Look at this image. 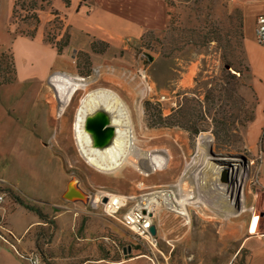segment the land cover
<instances>
[{
  "label": "rangeland",
  "instance_id": "1",
  "mask_svg": "<svg viewBox=\"0 0 264 264\" xmlns=\"http://www.w3.org/2000/svg\"><path fill=\"white\" fill-rule=\"evenodd\" d=\"M13 1L0 0V194L9 195L5 190L9 184L19 198H34L35 204L31 205L42 212L39 217L47 215L51 222L48 224L52 227L50 237L54 234L58 237L64 229H70L76 240L80 234L76 232V226L85 222L96 228L93 233L95 258H63L54 262L51 259L50 264H81L84 261V264H152L149 257L169 264V258H173L172 244H183L187 234L178 235L168 244V229L173 220L181 225L188 224L190 233L196 238L211 232V224L224 225L244 217H252L253 224L264 222V163H260L263 141L250 145L247 140L257 97L246 72L238 0H165L168 23L164 29L146 31L137 42L127 41L120 47L92 40L88 51L67 47L69 35L65 18L51 4L54 0H15L17 4L12 11ZM28 33L42 34V43L47 49H53L51 54L48 50L46 56L49 67L44 77L35 70L38 65L44 64L38 53L15 40L17 36ZM12 47L17 53L21 52L18 64L27 75L17 76ZM53 52L58 56L55 66L51 67ZM62 62H67L68 66ZM226 64L228 68H225ZM31 65L34 66L32 70ZM54 72H66L82 78L86 89L75 90L67 104L62 105L56 88L50 82ZM8 79L11 81L3 84ZM102 87L121 91L133 102L142 138L139 147L165 155L160 158L164 169L179 165L178 141L186 143L187 159L198 165L203 151L197 145L200 137L209 154H227V158L239 164L246 176L237 187L239 205L236 208L234 199L232 207L238 211L248 208L249 212L237 217L220 218L203 201L197 206L186 204V219L181 214L162 211L163 206L158 205L152 224L155 232L158 229L159 235L155 233V237L160 252L121 223V212L112 216L104 214L99 203V195L103 191L126 194L131 201L123 208L124 212L138 202L136 198H129L131 192L154 190H138L139 182L145 185L175 183L179 181L183 163L178 172L171 175L166 174L167 169L159 170L162 177L157 179L145 176L136 161L122 162L114 172L109 173L88 165L79 155L70 129L80 96ZM89 101L94 102L92 108L89 107L92 112L102 109L108 116L111 113V106L104 100L91 98ZM178 133L181 135L176 141L174 136ZM235 154L245 157V165L238 156H233ZM259 172L262 184L258 179ZM211 175L209 173L199 181L200 190H203L205 180L210 186H215L212 183L223 186V181H214ZM73 179L76 187L84 193V198L72 193L63 195L67 183ZM179 184L183 194L194 195L195 189L188 179H182ZM219 192L224 193L220 188ZM196 193L199 196L202 194L199 191ZM209 196L213 197L212 194ZM10 198L18 208V202L12 196ZM208 198L203 200L209 202ZM154 212H151L152 215ZM55 215H58L60 227L57 232L52 219ZM34 217L33 211H26L23 215L15 212L11 218L14 226L9 232L2 230L7 241L10 242L8 233L18 240L16 236L21 234V226ZM0 227L7 226L0 222ZM27 233L31 236L34 228ZM11 242L20 253L37 251L36 248L23 250L19 242ZM232 249L223 248L220 255L227 258ZM46 250L48 255L55 254L49 248ZM133 254L140 255L142 259L123 260ZM0 264L24 262L16 259L9 249L0 248Z\"/></svg>",
  "mask_w": 264,
  "mask_h": 264
},
{
  "label": "crops",
  "instance_id": "2",
  "mask_svg": "<svg viewBox=\"0 0 264 264\" xmlns=\"http://www.w3.org/2000/svg\"><path fill=\"white\" fill-rule=\"evenodd\" d=\"M236 3L240 5L242 15V51L247 66L246 72L250 87L257 97L255 115L247 131V140L250 145L263 141L260 161L263 164L264 48L258 45L255 40V24L256 16L264 13V0H238ZM51 4L64 15L65 25L67 26L66 29L69 35L67 47L74 50L88 51L92 40L104 41L110 47H120V45H123L127 41L137 42L146 31L162 30L168 23L165 0H69L68 4L64 0H54ZM15 40L21 41L22 46L32 47L38 53V57L42 59L41 61L44 64L38 65L35 70L40 74L42 73L41 76L44 77L49 67L46 56L49 54L48 50L51 54L53 49H47V46L42 43V34L36 33L34 38L21 35L17 36ZM12 53L17 76L27 75V73L22 71L21 65L18 64V57L21 52L17 53L14 47H12ZM53 53L52 61L50 62L51 67L55 66L54 64L58 56L57 53ZM62 64L68 66L67 62H62ZM33 68L34 66L32 67L31 65V70ZM176 144L179 146L178 143ZM179 148L180 153L177 155V159L180 158L179 165L168 167L166 174L169 173L171 175L176 171L178 172L177 169L182 167L184 153L188 155L189 152L184 141ZM149 175L152 176V179L162 177L160 172H158V175ZM258 179L260 184H262L260 172ZM155 182L151 181V183ZM14 203L10 196L3 195V200L0 202V222L4 223L7 227H0V231L4 230L5 232H9V229L11 230V227L14 226L11 218L15 212H19L20 215H23L26 211H33L35 213V217L30 219L29 223L23 227L21 226V234L16 236L19 237L17 242H19L21 249H34L37 246H43L46 249L49 248V251L52 250L55 254L53 256L47 255L46 258L49 261L52 259L53 262L58 259L63 260V258H71L73 260L76 258H95L96 244L95 239H93L95 236L93 233L96 231V228H93L88 222L76 226V232H80L78 235L79 238L76 237V240L73 238V233L70 232V229H64L58 234V237L55 234L50 237L52 227L49 226L51 222L48 220L47 215L41 218L34 210L27 209L19 203L17 208V205ZM248 210L250 209H241L235 216L230 217H237L239 214L247 212ZM57 217L58 215H55L52 218L55 221L56 232L60 230ZM251 218L244 217L240 221L239 219L230 220L224 225L211 224V232L208 233L207 231L204 237L201 236L199 238L192 236L188 224L181 225L180 223H175L176 220L172 219L173 223L170 222L168 229V239L170 241L167 242L165 239L166 242L170 244L178 235L187 234L184 237L183 244H172L173 250H171L173 251V258H169V264H264V222L258 225L257 223L253 224ZM30 228H34V233L31 236L27 233ZM46 229L49 230L46 231ZM200 231L202 232L203 230ZM3 233L2 231L0 235L4 236ZM156 234L159 235L158 229ZM104 237L106 238V236ZM14 239L15 237L12 240ZM107 247L109 248L110 246ZM228 247H233L232 252L230 251L231 254L227 258H223V254L220 255V253L221 251L223 252V248L227 249ZM0 248L11 251L9 246L1 238ZM14 256L19 261H22L15 254ZM137 259L142 258L137 254L132 257H126L123 260L133 261ZM22 262L27 264L25 261ZM84 263L85 261L81 264Z\"/></svg>",
  "mask_w": 264,
  "mask_h": 264
},
{
  "label": "bare ground",
  "instance_id": "3",
  "mask_svg": "<svg viewBox=\"0 0 264 264\" xmlns=\"http://www.w3.org/2000/svg\"><path fill=\"white\" fill-rule=\"evenodd\" d=\"M50 82L56 88V95L62 105L67 104V101H69L75 90L86 89V82L82 81V78L70 77L66 72H54L50 76ZM91 98H99L101 101L104 100L103 102L105 104L111 106L112 110L110 112L117 111L116 114H118H109V126L113 127V137L109 139L107 144L101 146H92V139L89 131L85 129L87 115L92 112L89 107L92 108L94 103L89 101ZM62 107L60 109H62ZM137 122V112L133 102L121 91L102 87L88 92L86 91L80 96L71 124L70 134L82 159L92 168L99 171L108 173L114 172L122 162L130 161L139 163V166L141 165L139 170L143 171L145 176L149 174L158 175L159 170H168V168L164 169V164L161 165L160 163V158L163 154L156 153V150H143L139 147V141H141L142 138L140 127ZM178 135H181V133L174 136L176 141L180 139ZM198 140L197 145L200 150H203L201 151L202 155L199 160L200 162L198 165L196 163L193 164L192 161L187 159V155L184 153L183 169L178 176L179 181L171 184L148 185H145L143 182L145 186L144 189L151 190L153 189L152 185L165 186L167 189L162 192L160 190H152L150 192L130 193L131 196L129 198H136L146 215L149 216L150 213L154 212L156 207L161 204L163 206L162 211H172L184 215L187 219L188 208L186 204H195L197 206L198 203L201 204L203 201L207 203L215 215H219L220 218L235 216L239 212L232 207V204L235 199L233 197L237 191V187L244 181L246 176L243 173L244 170L239 164L233 162V159L227 158V154H214L212 156L207 152V146L204 140L201 137ZM178 143L181 145V142L178 141ZM209 173L212 174L211 176L214 181H223V186L221 183H212L215 186H210L207 180H205L202 184L204 186L203 190H200L199 181L201 179L204 180ZM220 178H222V180ZM182 179H188L191 182L195 189L194 195L188 196V194L182 193L181 187L179 186V182ZM70 185H72L71 187L74 189L77 188L74 181H72ZM141 188L140 185L137 186L138 190H141ZM219 188L224 192L223 194L219 192ZM198 191L202 193L201 196L196 193ZM111 194L114 193L103 191L102 194L99 195V198L104 195L110 196ZM211 194L213 197L209 196ZM81 196L84 198L83 194H81ZM204 198H208L209 202L203 200ZM172 212H170V214H172ZM154 214L155 212L153 216H155ZM159 221L160 216L158 217V224ZM167 241H170V239Z\"/></svg>",
  "mask_w": 264,
  "mask_h": 264
},
{
  "label": "built area",
  "instance_id": "4",
  "mask_svg": "<svg viewBox=\"0 0 264 264\" xmlns=\"http://www.w3.org/2000/svg\"><path fill=\"white\" fill-rule=\"evenodd\" d=\"M255 40L258 45L264 48V13L258 14L256 16ZM139 183H140V187H142L141 190L144 189L145 186L143 182L141 181ZM152 186L154 190H160L161 192L165 191V186L162 187L156 185H152ZM89 198L90 197L88 195L87 199ZM2 200H3V195L0 194V202ZM99 200H100L99 203L102 204L104 214L112 216L114 214L121 212V219H120L121 223L125 227L132 230L136 236L148 241L152 245V247L157 250V239L155 237L156 235L151 234L149 231V227L152 225V218H153L150 217L153 216L151 213L149 216L146 215L144 213L143 208L140 206V204L137 201L123 212L122 210L127 205L128 201L129 200L131 201V199H128V196L123 193L116 192L114 194H111L110 196H105V197L101 196ZM8 235L10 237V242L7 241V239L4 236L0 235V238L3 240V242L11 246L14 252H17V254L21 258H25L28 264H41V255L38 251H30L27 254L20 253L16 249L15 245L11 242L13 237L11 236L10 233H8ZM105 240H107V238H105ZM14 241H17V239L15 238ZM148 259L151 261L152 264H167L166 262H162V261L160 262L158 258L149 257Z\"/></svg>",
  "mask_w": 264,
  "mask_h": 264
},
{
  "label": "water",
  "instance_id": "5",
  "mask_svg": "<svg viewBox=\"0 0 264 264\" xmlns=\"http://www.w3.org/2000/svg\"><path fill=\"white\" fill-rule=\"evenodd\" d=\"M151 58V57H149ZM229 65H225V68H228ZM85 129L89 131V134L91 136L92 139V146H101L104 144H107V142H109V139L113 137V127L109 126V116L107 115L105 110L102 109H97L93 112H91L89 115H87L86 121H85ZM233 156H238V158L241 160V162L246 163V159L245 157L239 155V154H235ZM243 163V165H245ZM72 181H75V179H73ZM72 181H69L66 185V189L63 192V195H70L72 194H77V195H81L84 193L77 187L76 189L72 188L70 183ZM239 189H237V193L235 196V202L234 205L236 206V208L239 205ZM149 231L151 234H155V226L152 224L149 227Z\"/></svg>",
  "mask_w": 264,
  "mask_h": 264
},
{
  "label": "trees",
  "instance_id": "6",
  "mask_svg": "<svg viewBox=\"0 0 264 264\" xmlns=\"http://www.w3.org/2000/svg\"><path fill=\"white\" fill-rule=\"evenodd\" d=\"M66 4H68L69 3V0H65L64 1ZM17 4V2L14 0L13 1V4H12V11L14 10V8H15V5ZM11 11V12H12ZM23 35H25V36H27V37H29V38H34V36H35V33H28V34H23ZM13 67H14V70H15V66H14V60H13ZM11 80H5L4 82H3V84L4 83H8V82H10ZM0 84H2V83H0ZM3 184H6V182H4ZM5 190L8 192V196H12V198L15 200V201H17L19 204H22V205H24L26 208H28V209H31V210H34L35 212H37L38 213V215L39 216H41V212L39 211V209L38 208H36L35 206L34 207H32V205H31V203H34L35 204V202L33 201V200H35V199H31V198H26V200L25 199H22V198H19L18 196H16L13 192H14V189H12L11 188V185H9V184H7V186H5ZM10 193H13V194H10ZM6 194V193H5ZM10 196V197H11ZM27 201V202H26ZM47 239H48V236H47ZM6 244V243H5ZM8 245V244H7ZM9 246V245H8ZM9 248L11 249V251L20 259V260H22V261H25L27 264H28V262L25 260V258H21L18 254H17V252H14V250H13V248L11 247V246H9ZM36 249H37V251L40 253V255H41V264H50V261H49V259L48 258H46L47 257V253H46V248L45 247H36ZM136 254H133L132 256H135ZM132 256H130V257H132Z\"/></svg>",
  "mask_w": 264,
  "mask_h": 264
}]
</instances>
